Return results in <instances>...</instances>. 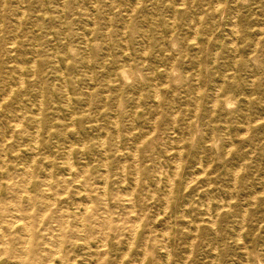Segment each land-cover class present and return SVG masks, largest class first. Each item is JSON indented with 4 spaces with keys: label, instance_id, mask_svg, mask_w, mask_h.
Returning <instances> with one entry per match:
<instances>
[{
    "label": "rangeland",
    "instance_id": "obj_1",
    "mask_svg": "<svg viewBox=\"0 0 264 264\" xmlns=\"http://www.w3.org/2000/svg\"><path fill=\"white\" fill-rule=\"evenodd\" d=\"M0 264H264V0H0Z\"/></svg>",
    "mask_w": 264,
    "mask_h": 264
},
{
    "label": "bare ground",
    "instance_id": "obj_2",
    "mask_svg": "<svg viewBox=\"0 0 264 264\" xmlns=\"http://www.w3.org/2000/svg\"><path fill=\"white\" fill-rule=\"evenodd\" d=\"M193 35H194V34H193ZM191 36H192V35H191ZM9 46H10V45H9ZM86 48H87V47H86ZM87 49H88V48H87ZM21 69H22V68H21ZM21 69H20V70H21ZM21 71H22V70H21ZM18 72H19V71H18ZM22 73H23V72H22ZM15 77H16V76H15ZM20 77H21V76H20ZM18 79H20V78H17V80H18ZM20 81H21V80H20ZM156 96H157V95L155 94V97H156ZM157 99H158V98H157ZM20 121H21V120H20ZM18 127H19V126H18ZM3 128H4V127H3ZM134 153H135V152H134ZM106 155H107V154H106ZM65 156H66V155H65ZM67 158H68V157H67ZM72 164H73V163H72ZM176 165H177V163H176ZM178 165H179V164H178ZM177 168H178V167H177ZM177 168H176V169H177ZM178 169H179V168H178ZM159 171H160V169H159ZM159 173H160V172H159ZM161 173H162V172H161ZM166 173H167V172H166ZM167 177H168V176H167ZM168 178H169V177H168ZM169 180H170V179H169ZM155 185H156V184H155ZM170 185H171V184H170ZM186 186H187V185H186ZM171 187H172V186H171ZM188 187H189V186H188ZM170 190H171V189H170ZM170 193H171V192H170ZM170 193H169V194H170ZM170 195H171V194H170ZM167 196H168V195H167ZM127 198H128V197H127ZM128 199H129V198H128ZM165 199H166V198H165ZM165 199H164V200H165ZM208 203H209V202H208ZM209 205H210V204H209ZM207 209H208V208H207ZM165 213H166V212H165ZM16 223H17V222H16ZM16 225H17V224H16ZM213 227H214V226H213ZM27 231H28V230H27ZM167 239H168V238H167ZM163 244H164V243H163ZM165 244H166V243H165ZM167 252H168V251H167ZM167 258H168V257H167ZM185 263H186V262H185Z\"/></svg>",
    "mask_w": 264,
    "mask_h": 264
}]
</instances>
